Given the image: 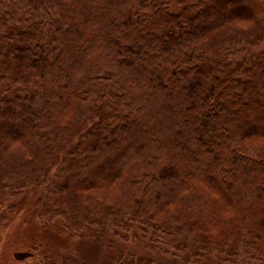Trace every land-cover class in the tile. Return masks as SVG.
I'll list each match as a JSON object with an SVG mask.
<instances>
[{
    "label": "trees",
    "instance_id": "16d2710c",
    "mask_svg": "<svg viewBox=\"0 0 264 264\" xmlns=\"http://www.w3.org/2000/svg\"><path fill=\"white\" fill-rule=\"evenodd\" d=\"M253 1L0 0V191L24 185L0 220L30 218L43 143L45 162L62 155L67 175L56 188L63 207L50 200L44 223L70 244L111 226L153 253L164 243L171 260L264 264V61H240L233 45L264 44ZM110 186L120 192L107 203L98 191ZM30 244L23 252L34 255ZM153 261L164 263L111 259Z\"/></svg>",
    "mask_w": 264,
    "mask_h": 264
},
{
    "label": "rangeland",
    "instance_id": "374dc122",
    "mask_svg": "<svg viewBox=\"0 0 264 264\" xmlns=\"http://www.w3.org/2000/svg\"><path fill=\"white\" fill-rule=\"evenodd\" d=\"M183 2H187L189 0H181ZM205 0H202V2ZM255 1V2H254ZM251 3H256L257 5H261L264 9V0H254ZM254 4V5H256ZM257 8L255 11L257 13ZM242 26L243 30L247 27H250L251 24L249 22H241L239 23ZM233 25L237 26L233 23ZM241 39L233 42V45L238 50L236 54L242 53L241 55H237L236 58H239L240 61L243 60V57L249 58L251 57V52L254 53L253 58L256 61H264V44L258 46L257 44L249 43L247 44L242 37ZM251 38V36H250ZM238 46H244L246 49L239 50ZM230 58V57H229ZM13 89H18L15 85L12 87ZM0 94L5 96V94H9L4 88H1L0 85ZM89 103L90 100H89ZM89 105V104H88ZM85 106V108H89V106ZM158 105V104H156ZM172 110H170L171 114H175V108L172 106ZM161 118L155 117L154 128L156 129L157 135H162L160 132L162 131V126L164 124V114L166 112L161 110ZM18 121V120H15ZM13 128L5 129V133L12 134ZM259 139H254V142L257 143ZM76 141H74L75 144ZM264 141L261 142V144ZM50 144H47V146ZM15 145H12V147ZM42 149L39 155L43 159L42 163L44 165V169L47 170L43 172V176L45 179L41 181L40 186L38 185L39 191L36 195L33 196V202L31 204L32 208L29 213V219L24 223L26 225H22L20 227L16 226V224H11L10 221L5 224L3 220H0V227L7 226L8 231L3 233L2 236L6 235V244H5V258L2 261H5L7 264H14L15 261H22L27 256H31L27 258V262L30 264H43L46 258L50 259V262L55 264H117L116 262H111V259L117 255V253L122 252L124 256H127L128 253H131L135 256L137 255H146L152 257L162 258L161 264H198L196 260L193 258L190 261H185L179 255L178 258L171 260V256L167 254L166 245L162 242H157L156 244L160 247V249L156 250L155 253L148 250L143 244V238L139 237V239H130L129 241H125L121 239V234H123V230L119 227L112 228L109 226L107 230H101L97 228L90 229L86 232V236L77 238V240L73 241L71 244L66 241V238L63 237L58 231L59 225L54 223L50 225L48 223H44L47 217L51 216L49 213L50 210V200L52 204L56 207L62 208L63 203H61L60 199L61 194L56 189L58 184H62L65 181L64 172H62V167H64V162L62 161L63 156L59 155V160L54 162L53 159L49 162H45V157L43 154V143H41ZM13 150V149H12ZM55 155L56 149H54ZM13 154H19L16 150ZM10 155L3 154L1 159H7ZM13 158V157H12ZM5 161V160H4ZM62 163V164H61ZM47 166V167H46ZM109 167H115V165L108 164ZM6 184L7 180L4 181ZM24 185H18L14 191H10L9 188H6L4 191H0V217H4L6 215L7 207L11 208L15 213L17 204L19 199L23 194ZM114 188V189H113ZM116 187H108L106 190L98 191L99 197H102L105 202H111V200L119 195V192ZM12 194V197H9V194ZM121 196V195H120ZM30 198V197H29ZM27 199L29 203L31 200ZM101 198V199H102ZM123 198V197H122ZM117 199V198H116ZM118 200L123 201L120 197ZM177 202V201H176ZM38 203V204H37ZM30 206V207H31ZM29 207V208H30ZM52 219V217H49ZM23 223V222H22ZM46 225H50L51 227H45ZM51 231H55L52 232ZM117 232V234H115ZM135 233L139 236V231L135 230ZM50 235L48 238L45 236ZM8 237V238H7ZM52 237V239H50ZM141 239V240H140ZM188 243L192 239V234L187 236ZM35 242V243H34ZM38 245L35 247L37 250L34 255L26 254L23 251L26 250V245ZM39 243V244H38ZM165 249V250H163ZM160 256H159V255ZM123 258V257H122ZM186 259V258H185ZM153 260V259H152ZM164 260V261H163ZM17 263V262H16ZM15 263V264H16ZM153 264L154 261H153ZM160 264V263H157Z\"/></svg>",
    "mask_w": 264,
    "mask_h": 264
}]
</instances>
